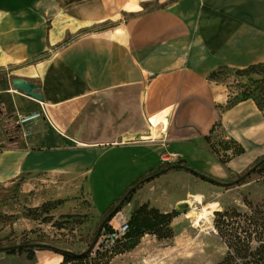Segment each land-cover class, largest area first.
I'll return each instance as SVG.
<instances>
[{
	"label": "crops",
	"instance_id": "crops-1",
	"mask_svg": "<svg viewBox=\"0 0 264 264\" xmlns=\"http://www.w3.org/2000/svg\"><path fill=\"white\" fill-rule=\"evenodd\" d=\"M263 60L264 0H0V70L42 95L10 87L13 114L43 110L20 127L22 146L1 134L0 182L82 174L88 195L178 157L226 178L264 153V110L248 98L221 111L208 75ZM158 115L165 124L153 134ZM219 122L244 148L225 164L205 139ZM176 171L140 187L129 211L135 201L158 207L149 187ZM39 254L37 264L60 261Z\"/></svg>",
	"mask_w": 264,
	"mask_h": 264
},
{
	"label": "rangeland",
	"instance_id": "rangeland-1",
	"mask_svg": "<svg viewBox=\"0 0 264 264\" xmlns=\"http://www.w3.org/2000/svg\"><path fill=\"white\" fill-rule=\"evenodd\" d=\"M4 73L6 81L2 83L1 75ZM13 76L10 71L0 70V105L9 115L8 119L15 123L16 115L13 114L7 91ZM208 80L221 111L237 103L248 92L264 105V71L237 73L232 68L216 69L208 75ZM0 117L3 122V117ZM209 140L221 158L229 159L238 155L233 154L238 149L237 141L221 122L212 128ZM179 170L182 171L154 180L149 187L155 194L157 208L162 211H178L171 224L172 237L158 239L146 233L130 249H127L131 243L128 240L112 246L96 244V248L105 252L108 264H214L224 253L225 245L214 235V231L194 226V216H187V213L197 211L202 204L211 201L218 204L215 210L233 206L245 209L243 195L252 199L264 197V185L260 180L252 179L226 189L186 169ZM124 187L116 184L102 188L91 186L87 195L82 174L64 178L48 173L20 174L12 180L0 182V239L4 238L5 242L37 239L68 250H84L100 221V213L121 196ZM137 191L117 212L119 215L129 218V202L135 194L141 197L140 191L139 194ZM196 196H199L201 202L197 201ZM147 202L156 207L149 200ZM111 220L116 225V219ZM41 251L43 249H35L30 258L26 251H0V264H37ZM52 252L59 255L61 261V254Z\"/></svg>",
	"mask_w": 264,
	"mask_h": 264
},
{
	"label": "trees",
	"instance_id": "trees-1",
	"mask_svg": "<svg viewBox=\"0 0 264 264\" xmlns=\"http://www.w3.org/2000/svg\"><path fill=\"white\" fill-rule=\"evenodd\" d=\"M171 1L175 0H170V2ZM70 39L71 38L65 39L61 44L67 43ZM223 68L228 67L220 66L216 69L219 70ZM233 70L237 73L245 71L263 72L264 60L250 64L244 68ZM5 76V73L1 75L3 79L2 83L6 81ZM250 94L251 92H248V95L239 101L251 98L260 110H264V105L255 100ZM0 115L4 119L0 126V142H2L1 134H4L9 145L22 146L20 125L8 119L9 115L7 116L6 111L1 105ZM205 139L210 144L209 135H206ZM210 147L217 154L211 144ZM242 151L243 147L238 143V149L233 152V154H239ZM218 160L222 164H225L228 159L218 156ZM187 167L192 168V171H188L195 175H198L199 172L207 174L206 172L191 167L187 160L181 157H178L173 162L164 161L159 167L148 169L140 174L124 189L120 197L115 198L104 210H102L100 213V221L97 224L88 246L84 250L60 251L58 249L60 247L48 242L45 243L51 246L38 245L39 243H43V241L37 239L21 240L20 242L11 240L10 242H5V239L2 238L0 239V251H6L8 253L26 251L27 256L30 258L34 255L35 249H48L61 254L62 259L58 264H108V260L105 259V252L101 251L98 247L96 248V244L104 246L103 243L99 242V238L102 232L111 228L109 221L113 216L129 201L130 197H132L137 189L142 187L146 182L172 169L187 170ZM161 169L163 170L162 173L159 172ZM214 179V184L220 185L226 189L251 181L252 179L260 180L264 185V153L259 155L242 170L230 172L227 179L217 177H214ZM126 193H128L126 199L123 200L120 207L115 209L116 204ZM242 203L245 209L233 206L213 212L212 223L214 229L220 241L225 245L224 253L214 264H264V197L252 199L247 195H243ZM177 213L178 211L176 209L162 211L150 205L148 202L139 203L135 201L130 216L127 219L128 230L125 232L124 236L115 243L128 240L131 243L127 246V249H130L136 245L140 237L146 233L155 235L158 239L171 238L173 235L171 224Z\"/></svg>",
	"mask_w": 264,
	"mask_h": 264
},
{
	"label": "built area",
	"instance_id": "built-area-1",
	"mask_svg": "<svg viewBox=\"0 0 264 264\" xmlns=\"http://www.w3.org/2000/svg\"><path fill=\"white\" fill-rule=\"evenodd\" d=\"M43 114V110H37L30 113H24L16 116L15 123L19 124L20 127L29 122L39 119ZM116 219V225L110 220L109 224L111 228L107 231L101 233L99 242L106 246H112L115 242L124 236L125 232L128 230L127 218L116 213L113 219Z\"/></svg>",
	"mask_w": 264,
	"mask_h": 264
},
{
	"label": "bare ground",
	"instance_id": "bare-ground-1",
	"mask_svg": "<svg viewBox=\"0 0 264 264\" xmlns=\"http://www.w3.org/2000/svg\"><path fill=\"white\" fill-rule=\"evenodd\" d=\"M151 120L154 126L153 134H156V132L161 128V126H164L165 121L159 115L153 117ZM196 199L198 202H201L199 196H196ZM215 209H218V204L215 201H211L202 204L201 208L197 211L191 210L189 213H187V216H194L192 218L194 226L199 227L202 230H207L212 232L214 231V227L212 225V216H213V211ZM43 262H44L43 264H46L45 261Z\"/></svg>",
	"mask_w": 264,
	"mask_h": 264
},
{
	"label": "water",
	"instance_id": "water-1",
	"mask_svg": "<svg viewBox=\"0 0 264 264\" xmlns=\"http://www.w3.org/2000/svg\"><path fill=\"white\" fill-rule=\"evenodd\" d=\"M11 87L13 89H15V90L23 91L26 95L31 96V97H33L35 99H38V100H41L42 99V95L40 94L39 91H37L38 85L36 83L28 80V79H25V78H22V77H19V76H13L11 78ZM0 146L1 147L4 146V143L1 142L0 143ZM176 166H178V165H176ZM191 169L192 168L187 167V170L192 171ZM159 172L162 173L163 170L161 169ZM198 176H200L204 180H208V181H210L212 183L215 182L214 177H212L211 175H208V174H204V173H200L199 172L198 173ZM127 195H128V193L124 194V196L116 204L115 209L121 206V203L123 202V200L126 199ZM214 235L217 238H219L215 229H214ZM38 245H40V246H51V245H49L48 243H45V242L39 243ZM58 249L60 251H69L68 249H64V248H58Z\"/></svg>",
	"mask_w": 264,
	"mask_h": 264
}]
</instances>
